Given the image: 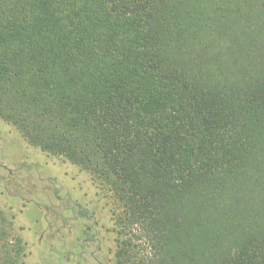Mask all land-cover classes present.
Instances as JSON below:
<instances>
[{
    "label": "trees",
    "instance_id": "1",
    "mask_svg": "<svg viewBox=\"0 0 264 264\" xmlns=\"http://www.w3.org/2000/svg\"><path fill=\"white\" fill-rule=\"evenodd\" d=\"M0 120L107 189L114 264H264V0H0Z\"/></svg>",
    "mask_w": 264,
    "mask_h": 264
},
{
    "label": "rangeland",
    "instance_id": "2",
    "mask_svg": "<svg viewBox=\"0 0 264 264\" xmlns=\"http://www.w3.org/2000/svg\"><path fill=\"white\" fill-rule=\"evenodd\" d=\"M113 205L92 174L0 120V214L12 224L7 241L22 240L24 264H114Z\"/></svg>",
    "mask_w": 264,
    "mask_h": 264
}]
</instances>
